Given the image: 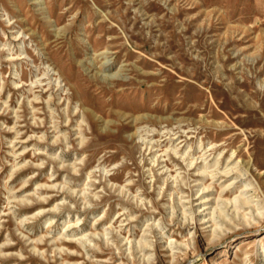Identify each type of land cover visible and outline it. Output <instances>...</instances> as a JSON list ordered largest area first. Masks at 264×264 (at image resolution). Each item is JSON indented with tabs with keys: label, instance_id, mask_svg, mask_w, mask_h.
Here are the masks:
<instances>
[{
	"label": "rangeland",
	"instance_id": "374dc122",
	"mask_svg": "<svg viewBox=\"0 0 264 264\" xmlns=\"http://www.w3.org/2000/svg\"><path fill=\"white\" fill-rule=\"evenodd\" d=\"M0 264H264V0H0Z\"/></svg>",
	"mask_w": 264,
	"mask_h": 264
},
{
	"label": "bare ground",
	"instance_id": "6f19581e",
	"mask_svg": "<svg viewBox=\"0 0 264 264\" xmlns=\"http://www.w3.org/2000/svg\"><path fill=\"white\" fill-rule=\"evenodd\" d=\"M107 68V67H106ZM36 97V96H35ZM56 138V137H55ZM56 142V141H55ZM229 170V169H228ZM232 171V170H231ZM231 171H229V172H231ZM226 172H227V170H226ZM225 175V174H224ZM246 188V187H245ZM244 188V189H245ZM245 191V190H244ZM199 200H200V204H207V202H209V201H211V200H208V198L207 197H203V195H201L199 198H198ZM248 200V199H247ZM65 242H70V241H65ZM70 244V243H69ZM62 251V250H61ZM65 255L66 256H68V257H73V255H70V254H67V253H65Z\"/></svg>",
	"mask_w": 264,
	"mask_h": 264
}]
</instances>
